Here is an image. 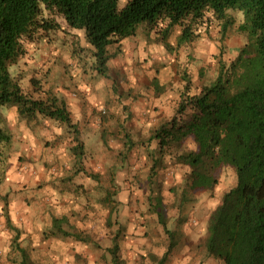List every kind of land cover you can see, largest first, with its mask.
<instances>
[{
  "label": "rangeland",
  "instance_id": "374dc122",
  "mask_svg": "<svg viewBox=\"0 0 264 264\" xmlns=\"http://www.w3.org/2000/svg\"><path fill=\"white\" fill-rule=\"evenodd\" d=\"M227 13L234 23L222 40L221 21L207 16L192 29V39L186 43L178 44L181 27L172 26L166 39L170 48L160 38L165 21L152 25L139 23L135 35L128 37L121 47L122 55L108 61L111 68L106 77L98 76L91 68L92 46L85 41L83 30L69 28L60 16H54L56 28L25 43V53L10 67L11 73H20L24 86H31L29 79L34 77L39 83L35 85L37 91L64 97L72 121L78 117V138L84 153L81 159L72 154L69 147L75 143L73 133L60 124L53 125L62 126L63 133L47 142L45 148L31 150L17 141L10 142L3 151L0 148V195L10 197L19 188L13 175L28 176L38 185L46 205L58 204L66 197L71 207L67 211L66 229L87 235L91 240L75 241L65 247L59 241L42 244L37 239L33 246L29 240L13 243V232L7 228L0 199V264H18L16 245L28 253L30 264H111L110 241L115 234L117 240L124 238V225H160L146 200L151 163L147 150L155 143L146 146L145 141L153 128L170 118L167 108L172 107L174 113L184 85L183 75L191 79V91H198L202 84L215 78L219 61L228 63L242 45L243 39L236 29L242 20L241 13L235 10ZM114 50L115 46H108L110 53ZM124 61L126 64L120 66L124 73L119 77L115 68L120 69L118 65ZM88 84L91 85L86 88L87 95L73 90ZM83 99L86 110L83 105L77 107ZM145 119L146 124L142 122ZM53 125L46 122L42 127L50 129ZM125 141L133 143L132 147ZM163 161L156 179L166 207L163 210L166 224L176 238L178 225L195 219L196 206L202 205L207 218L220 194L235 184L236 176L226 166L217 170V183L211 189L182 194L188 167L174 165L167 157ZM141 232L139 237L148 236ZM67 248L72 255L63 257ZM152 250L151 246L141 247L134 264H152L147 257Z\"/></svg>",
  "mask_w": 264,
  "mask_h": 264
},
{
  "label": "trees",
  "instance_id": "16d2710c",
  "mask_svg": "<svg viewBox=\"0 0 264 264\" xmlns=\"http://www.w3.org/2000/svg\"><path fill=\"white\" fill-rule=\"evenodd\" d=\"M229 10L241 13L236 29L243 43L228 63L219 61L215 78L198 91H191V79L183 75L173 115L153 128L145 141L146 146L155 143L147 150L151 163L146 200L168 233L156 179L163 159L188 167L182 194L211 189L217 183V170L231 167L235 184L220 194L208 212L197 245L222 264H264V0H124L123 4L120 0H0V108L15 106L18 118L29 122L42 118L64 125L75 141L69 149L81 159L78 124L72 121L65 99L37 91L34 77L29 79L32 88L22 85L23 76L10 71L25 53V43L56 28L54 16H60L69 28L83 30L92 46L91 68L106 77L108 61L119 53L124 40L135 35L139 23L165 21L160 38L170 48L166 39L172 26L181 27L178 44L186 43L192 39V29L207 16L221 21L222 40L234 23ZM108 46L115 50L110 53ZM0 123L3 151L12 135L1 112ZM128 141L131 148L133 143ZM0 199L4 211L6 195ZM67 222L66 216L53 217L54 233L89 242L87 235L64 229ZM118 249L115 240L109 248L112 264L120 263ZM19 252L20 264H30L25 249Z\"/></svg>",
  "mask_w": 264,
  "mask_h": 264
},
{
  "label": "crops",
  "instance_id": "0c3cea01",
  "mask_svg": "<svg viewBox=\"0 0 264 264\" xmlns=\"http://www.w3.org/2000/svg\"><path fill=\"white\" fill-rule=\"evenodd\" d=\"M126 40L121 43L122 46L125 45ZM118 55L120 56L122 54L118 53L113 57L118 59ZM125 64V61L121 64L119 63L118 67L124 66ZM108 66V71L110 72V63ZM115 69H117L116 74L119 77H122L124 73L122 67H120V69L116 67ZM90 85L91 84H88V86L82 88H73V90L83 92V95H87L88 90H86V88ZM73 95L76 96V94ZM67 102H69V100ZM83 103H85L84 99L81 101V105H77L78 103H73L72 105H77L78 108L83 105V109L86 110L88 107ZM154 107L155 106H152V108ZM165 111L167 112V115H170V117L173 115L172 107L171 109L167 108ZM0 112L5 117L8 130L12 135L10 142L13 143L17 141L23 147L30 148L31 150L45 148L47 142L51 143V139L57 138L63 133V127H60V125H53L55 123L49 119L39 118L37 122H29L24 119H19L15 106L1 107ZM155 112L157 111L155 110ZM164 115L165 114L163 113L161 116ZM74 121H78V117H75ZM147 121L148 120L146 119L142 120L144 124H146ZM46 122L49 124L51 123L53 126L50 129L42 127ZM13 177L19 188L13 190V195H10V197L8 195L6 196L8 209L3 211L7 228L13 232V236L11 237L13 243H16L17 241L28 242L29 240L33 246L35 244V239H37L38 241H42V244L59 241V243L65 247L66 245L76 243L77 241L81 242V240L75 239L72 235L62 236L61 234L54 233L52 229V218L62 216L67 217V211L71 208L65 201V196H63V200L61 199L62 201L59 200V205L55 203L50 206L48 203L46 205V203L43 202L44 199H41L43 194L39 193L41 190L37 187L38 185H35L32 181H30L28 176L21 174L16 176L13 175ZM30 183L32 184L30 185ZM52 197H56V195H52ZM202 208L201 204L195 208V219L193 221L178 225L175 233L176 238H173L171 226L167 224L166 226L169 229V232L164 233L165 231L160 223L159 226H154L152 224L149 226H139L137 224L125 223L124 238L122 237V239L120 238L117 240L112 237V242L110 241V246L112 247L113 242L116 240L119 247L118 251H122L119 264L136 263L137 259L135 258L136 255L141 253V247L150 248V246L153 249V253H148L147 257L153 261L152 264H222L221 260L208 256L205 249L197 245V242L204 234L206 221L204 218V215L206 216V211L204 213ZM67 225L68 222L63 225V228L66 229L65 226ZM151 230H155V232H151ZM141 231H144V234L145 232L148 233V236L146 235V238L139 237L142 233ZM90 240L91 239L89 238V242ZM16 247L19 252V248L21 247L17 245ZM64 250L65 251L62 255L63 257H70V255H72L70 249L67 248ZM76 250L77 249H75L73 253L76 252ZM18 255L19 258H17V262L20 264V252ZM52 255V253L49 254V257ZM27 256L29 257L28 253ZM53 260L56 261L57 257H54Z\"/></svg>",
  "mask_w": 264,
  "mask_h": 264
}]
</instances>
